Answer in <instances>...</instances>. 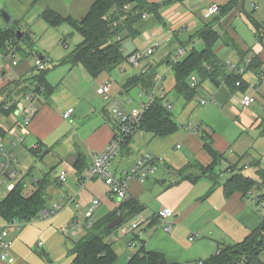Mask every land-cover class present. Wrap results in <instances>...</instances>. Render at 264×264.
Wrapping results in <instances>:
<instances>
[{"label": "crops", "instance_id": "crops-1", "mask_svg": "<svg viewBox=\"0 0 264 264\" xmlns=\"http://www.w3.org/2000/svg\"><path fill=\"white\" fill-rule=\"evenodd\" d=\"M94 1L0 0V30L8 27L3 16V11H7L13 18L12 24L23 35L16 44V65H12L8 54L0 52V72L5 76V81L0 84V104L6 101L5 106H8L12 98L13 106H16L9 115L0 111V143L11 154V169L16 172L8 181L16 184L17 179H23L25 193L30 191L29 195L41 188L46 204L44 209L71 197L81 205L76 208L71 203L46 219L41 217L44 209L30 220L15 219L21 222V228L0 216V225L8 226L16 258L14 263L0 259V264H74L76 242L89 229L85 226V210L95 197L101 202L94 221L107 223L120 202L105 208L103 199L114 200L108 195L111 187L100 177L81 181L79 166L82 174L88 175L93 154L104 149L117 131L118 119L104 105V98L111 96L112 108L116 101L123 102L119 97L128 92L124 89L126 81L146 64L154 66L156 83L163 87L165 101L172 104L173 117L179 127L165 136L138 132L113 160L116 173L124 176L145 155L160 159L153 174L129 179L128 197H134L144 208L106 233L105 241L116 254L110 264H127L141 246L145 251L162 254L171 264L208 261L216 255L219 246L241 242L264 221V211L255 199L264 194L263 187L248 195L241 191L227 193L225 188V182L232 174L231 168H227L235 165L237 171L241 170L264 186V21L252 17L248 0H150L159 4V15L146 13L136 22L139 35L131 38L133 51H127L123 44V52L141 50L151 39L158 38L162 49H167L165 68L160 71L150 61L135 67L126 60L117 68L131 75L125 74L127 79L124 80L121 73H116V83H112L110 74L116 68L95 77L82 64L64 61L82 42L83 36L69 22L52 26L42 17L43 10L51 7L62 16L81 21ZM251 1L253 10L259 9ZM211 3H218L223 9L205 17ZM207 25L218 34L213 43L218 57L243 67L245 84L257 85L256 100L249 107L242 105L241 98L251 89L237 87L232 80L215 85L207 79L191 99L174 91L176 78L171 60L183 59L193 49H204L206 44L199 31ZM75 31L80 37H76ZM72 35L73 41H79L73 48L69 43ZM62 42L64 48L59 47ZM37 57L47 63L46 80L52 89L49 93L44 87L35 91L28 83H22L25 91L21 95L15 94L13 81L30 77ZM253 57L258 60L250 65ZM128 65L130 70H127ZM106 81L111 83L109 96L97 91ZM114 84L120 87L115 88ZM135 88L138 92L142 90ZM173 93L177 96L175 99H172ZM22 98L24 102L20 105ZM177 102L180 104L176 107ZM29 105L36 113L29 125H25ZM134 106L136 103L129 107ZM71 107L74 108L71 117L64 118L63 113ZM190 121H193V127L188 129ZM14 135L22 144L28 142L30 152L35 155L25 164L19 163L20 151H16V145L10 140ZM51 158L53 161L47 163L46 160ZM2 160L0 156V163ZM34 169H40V174H34ZM61 169L68 173L65 183L57 179ZM165 207L172 209L173 215L163 221L156 214ZM139 216L145 219L140 229L128 231L124 223ZM167 224L171 225L169 231L165 229Z\"/></svg>", "mask_w": 264, "mask_h": 264}, {"label": "trees", "instance_id": "trees-1", "mask_svg": "<svg viewBox=\"0 0 264 264\" xmlns=\"http://www.w3.org/2000/svg\"><path fill=\"white\" fill-rule=\"evenodd\" d=\"M221 9L223 8L221 7ZM146 13L159 15V4L150 0H96L81 21H77L71 16H62L51 7L43 10L42 17L52 26L69 22L83 36L82 42L65 57L64 61L82 64L92 76L96 77L102 73L112 71L128 60L129 54L123 52V40L139 35L135 24ZM114 22L116 23L114 24ZM119 36H121V39L117 38ZM199 36L205 41L206 47L204 49L200 51L193 49L185 58L177 61L171 60L176 78L174 91L186 99L194 97L197 88L207 79L215 85H219L226 80H232L235 86H237L236 82L240 78L243 79L242 74L229 71L227 61L221 60L214 52L213 43L218 34L211 26L207 25L201 29ZM22 37L23 35L18 36V30L13 24L1 29L0 52L8 54L10 41L12 40V43L17 44ZM257 60V57H253L250 65H254ZM48 72V68H45L36 74L31 72L30 77L26 79L13 81L15 94L21 95L25 91L22 82L28 83L29 88L35 91L44 87L45 92L49 93L52 86L46 80ZM156 75L154 66L149 65L146 71L141 70L129 77L124 89L130 91L132 88L140 87V89L149 92L156 85ZM193 75H196L198 79L195 86L191 85ZM237 87L248 88L245 83ZM9 101L8 106H5L6 101L0 104V111L6 115H9L16 108V106H13L14 100L10 98ZM142 127L146 132L165 136L177 130L179 125L173 117L171 108L165 104L164 99L157 98L156 102L145 112ZM0 132H2L1 128ZM203 137L206 138L205 135ZM129 139L125 142L123 148L127 146ZM207 140L211 143L209 139ZM230 168L232 174L225 182L227 193L241 191L243 194L248 195L261 186L255 178L243 174L241 170L237 171V165L235 167L230 166L227 170ZM82 173L79 166L80 180L84 181L85 176ZM25 189L26 182L23 179H17L14 188L9 190L7 195L0 200V216L8 222L15 219L30 220L46 207L41 188L34 190L31 195H27ZM261 195H258V197H261ZM260 201L259 199L256 200L257 204ZM143 208L144 205H141L134 197H128L118 204L117 208L108 217L106 224L103 225V223L99 224L94 221L86 235L76 242L73 250L75 254L74 264L112 263L116 258V254L111 245L105 241V236L115 227L108 228L107 225L118 216L124 217L123 222L127 221ZM263 254L264 221L258 229L251 232L241 242L219 246L216 255L208 261L189 264H264ZM127 264L171 263H167L162 254L145 251L144 247L141 246Z\"/></svg>", "mask_w": 264, "mask_h": 264}, {"label": "built area", "instance_id": "built-area-1", "mask_svg": "<svg viewBox=\"0 0 264 264\" xmlns=\"http://www.w3.org/2000/svg\"><path fill=\"white\" fill-rule=\"evenodd\" d=\"M221 10V5L218 3H211L207 7V11L205 13V17H210L214 14L219 13ZM145 16V14H144ZM116 22H114L115 24ZM118 39H121L120 37H117ZM13 41H10V47L8 56L12 59V65H16L18 61L15 59V50H16V44L12 43ZM161 46V41L158 38L151 39L145 48L141 50H137L133 53H130L128 56V61L130 64L134 65L135 67H142L141 63V57H147L155 52L157 48ZM178 60V58H175V61ZM150 64H146L142 67V70L146 71L148 69ZM228 69L233 72L235 71L238 74H243L244 68L240 67L236 63H233L232 61H227ZM47 67V63L45 60L37 57L34 62V66L32 69V73L36 74L38 71L45 69ZM5 81V76L0 72V84H2ZM197 77L196 75H193L191 77V85L195 86L197 85ZM23 83V82H22ZM25 83V82H24ZM245 83L243 79L240 78L236 82L237 86H241ZM248 88L251 89V91H245L242 95L241 102L244 107H249L255 100L257 95V85L254 83H247L246 84ZM98 93L109 96L111 94V83L106 81L103 83L98 89ZM165 91L161 85H159V82L156 83L155 87L149 91L146 92L145 90H141L139 92V98L141 101L138 102V104L132 108H128L127 105H125V102L116 101L112 108V113L114 117L117 120L118 128L115 132V135L113 138L109 141V143L106 145V147L102 150H99L93 154V159L89 167L88 175L85 176V179H90L93 177H100L104 180V182L111 187V191L108 193L109 197L112 199H118L119 202H122L123 200L128 198V189H129V179L131 177H138V178H145L148 177L150 174H153L157 167L159 158L154 157L150 154L145 155L141 157L139 160H137L129 170L126 171V175L119 176L114 167H113V160L120 155L123 145L125 142L132 136L135 135L138 132L145 131L142 127V119L144 117L145 112L147 109L156 102L157 98L164 99L165 104L172 108V104L170 102L165 101ZM205 103V101H203ZM74 111V108L71 107L67 109L63 116L64 118L68 119L71 117L72 113ZM27 112V118L25 120V125H29L31 119L36 113L35 108L32 105H29L26 109ZM193 127V121H190L187 124V128L191 129ZM177 147H180L178 144ZM0 156L3 157L2 162L0 163V182L5 183L8 190H12L14 188V183H11L8 181V177L12 178L15 176L16 172L11 169V164L13 162L11 154H9L7 151H5L4 145L0 143ZM57 179L61 183H65L68 179V173L67 170L61 169L58 172ZM83 183V182H82ZM27 194H30V191L27 192ZM263 196V197H262ZM256 200H261L264 202V194L261 195V197L256 196ZM100 199L95 197L92 199L91 203H89L85 210V216L87 218L85 222L86 228H90L93 225L94 222V215L95 211L100 205ZM71 203L74 204L76 208H79L81 205L78 201H75L73 197L70 199H62L58 202H55L51 208H46L41 213V217L46 219L50 218L53 215H55L57 212L65 208L67 205H70ZM173 211L172 209L165 207L161 209L157 214L156 217L162 219L163 221L172 216ZM145 222V219L143 216H139L135 219H132L126 228L128 231H134L138 229L143 223ZM12 225L17 226L18 228H21V222L18 220H14L11 223ZM8 226H2L0 225V259L7 261L9 263H14L16 258L12 251V240L9 237V230L7 228ZM166 230L171 229V225L167 224L165 225ZM192 238H195V236H192Z\"/></svg>", "mask_w": 264, "mask_h": 264}, {"label": "rangeland", "instance_id": "rangeland-1", "mask_svg": "<svg viewBox=\"0 0 264 264\" xmlns=\"http://www.w3.org/2000/svg\"><path fill=\"white\" fill-rule=\"evenodd\" d=\"M248 1H249L248 2V6H249L248 8H249V10H251L252 17H254L256 20H258L260 22H263L264 21V0H253L259 6V9H256V10H253V6L251 4L252 1L251 0H248ZM161 27H164V26L161 25ZM74 34H76V37H80V34L77 31H75ZM142 35L144 36V34H142ZM73 39H75L73 37V35L69 37V43H70L71 48H73L74 44L79 42V41L75 42V41H73ZM138 40L139 39H137V41ZM63 44H64V42L59 43V47L64 48ZM123 44H124V47L127 48V51H131L134 48V43H133V40L131 38L126 39ZM140 46H142V43L140 44ZM166 53H167V49L166 48L162 49V45H161L159 48H157L155 50V52L153 54H151V55H149L147 57H141L142 58L141 59V63L143 64V63H146V62L150 61L151 63H154L155 65H157L159 70L162 71L165 68V58H166L165 56H166ZM126 54H130V52H128ZM126 67L127 68L130 67L127 70L131 69V66H129V65L126 66ZM132 69H135V68H132ZM136 71L137 70H135V72ZM116 73H121L122 74V78H124V80L127 79V77H125V74H127V76L131 75L130 72L123 73V72L120 71V69L116 68L114 71H112V74H110V78L112 79V83H116L115 80H114V76H115ZM122 78H121V80H122ZM114 87L115 88L116 87H120V85L114 84ZM174 95H176V94L173 93L172 99H175V97H177V96H174ZM123 97L128 98V99L127 100L123 99ZM119 98H122V101L125 102V105L128 104L127 105L128 107L130 105H132V104H135V103L137 105L138 104L137 102H138V99H139V92L137 91V88H132V89H130V91L125 92L124 95L120 96ZM197 98H199V97H197ZM104 99L106 101L104 105L107 107V109H110L112 111V107H111L112 98H111V96H110V98H104ZM181 99H183V98H181ZM131 100H134V102L131 103ZM175 101H177V100H175ZM23 102H24L23 98L21 100H19V104L20 105L23 104ZM197 102L198 101L196 100V103ZM179 104H180V102L179 103L177 102L176 107L179 106ZM173 110L175 112V109H173ZM112 116H114V115L112 114ZM173 116H174V113H173ZM0 117H1V115H0ZM3 117H4V114H3ZM177 118H179V116H177ZM10 140H12V144L13 145H16V151H20V153L18 154L19 163H22V164L24 163L25 164L28 161L29 158L31 160V158L35 157V155H32V153L30 152V150L28 148V144H27L28 142H25L24 144H22V141L18 138L17 135L16 136L14 135L13 139H10ZM50 160L53 161V159L51 158V159H47L46 162L48 163V161H50ZM34 171H35V172H33L34 174H38V173L40 174V169H38V170L34 169ZM8 180H11V179L8 177ZM29 180H30V178H28V181ZM260 187H263V189H264V186H260ZM7 193H8V189L6 187V184L0 182V200L3 199L7 195ZM103 201L105 202L104 203V207L105 208H107V206H109L108 204H111V203L112 204H114V203L117 204V203H119L118 199H114V200L103 199ZM106 201H108V202H106ZM258 207L262 211H264V202L261 201L258 204ZM124 225L128 226V222L124 223Z\"/></svg>", "mask_w": 264, "mask_h": 264}, {"label": "water", "instance_id": "water-1", "mask_svg": "<svg viewBox=\"0 0 264 264\" xmlns=\"http://www.w3.org/2000/svg\"><path fill=\"white\" fill-rule=\"evenodd\" d=\"M3 16L5 18V20L7 21V26H11L12 22H13V18L11 17V15L7 12V11H3ZM18 36L21 37L22 33L21 31H18ZM124 220L123 216H118L115 219H113L109 224H108V228H114L117 225L121 224Z\"/></svg>", "mask_w": 264, "mask_h": 264}]
</instances>
